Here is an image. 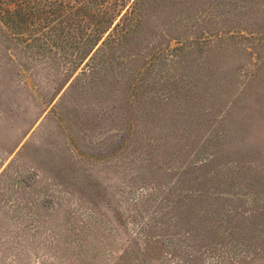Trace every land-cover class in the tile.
Segmentation results:
<instances>
[{
	"label": "rangeland",
	"instance_id": "rangeland-1",
	"mask_svg": "<svg viewBox=\"0 0 264 264\" xmlns=\"http://www.w3.org/2000/svg\"><path fill=\"white\" fill-rule=\"evenodd\" d=\"M257 1L236 21L244 35L187 70L169 118L156 119L152 141L175 166L211 159L197 171L203 199L221 192L211 237L227 254L252 257L249 264L264 263V0ZM10 34L0 28V264H126L124 236L155 221L157 202L138 203L144 191L124 188L130 170L122 175L116 164L126 155L108 164L102 154L119 137L110 117L122 86L115 93L102 83L82 90L85 76L77 75L86 61L74 72L67 43L45 50ZM164 74L172 72H152L157 80ZM159 83L155 90L163 94ZM76 174L103 186L95 207L64 191L61 183Z\"/></svg>",
	"mask_w": 264,
	"mask_h": 264
},
{
	"label": "trees",
	"instance_id": "trees-1",
	"mask_svg": "<svg viewBox=\"0 0 264 264\" xmlns=\"http://www.w3.org/2000/svg\"><path fill=\"white\" fill-rule=\"evenodd\" d=\"M259 2L0 0V28L9 31L14 40H32V44L38 43L45 50L63 48L67 43L73 48L74 72L86 61L87 67L77 75L78 80L85 76L82 90H97L100 83L107 92L111 89L115 93L120 86L123 88L118 110L110 117V125L120 130L119 137L110 141L102 154L108 164L118 162L119 155H126L120 160L121 165L115 163L122 166V175L130 170L124 188L130 194L136 186L140 192L144 191L135 198L138 203L157 202L154 222H144L133 236L122 233L127 249L123 257L131 256L127 260L131 264L253 262L252 257L218 249L221 243L211 237L217 224L213 218L215 202L222 198L221 192L211 189L213 192L203 199L204 184L201 185L202 175L197 172L211 163V159L175 166L171 160L156 154L152 141L156 119L169 118L168 110L176 105L173 93L181 92L187 70L191 72L193 65L209 62L217 47L221 51L229 48L234 38L244 35L240 20L236 26L238 16L251 12L249 9ZM159 22L162 23L157 26ZM174 41L176 45L172 46ZM166 69L172 72L170 76L164 74L159 80L152 76L154 70L164 73ZM158 82L165 91L163 94L155 90ZM176 112L182 116L178 109ZM85 155L102 156L94 152ZM82 175L76 174L71 184L61 185L68 186L64 191H77L81 202L95 207L103 186L98 189L100 182L94 185ZM216 179L220 184L229 183L223 177V181L218 176ZM185 209L188 213H184Z\"/></svg>",
	"mask_w": 264,
	"mask_h": 264
}]
</instances>
